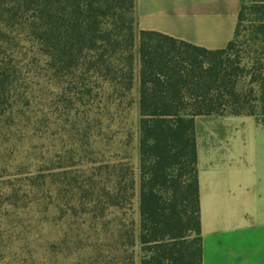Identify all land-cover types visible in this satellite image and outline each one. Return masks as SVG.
<instances>
[{
  "label": "trees",
  "instance_id": "trees-1",
  "mask_svg": "<svg viewBox=\"0 0 264 264\" xmlns=\"http://www.w3.org/2000/svg\"><path fill=\"white\" fill-rule=\"evenodd\" d=\"M211 116L264 127V0L219 51L137 0H0V264H203Z\"/></svg>",
  "mask_w": 264,
  "mask_h": 264
},
{
  "label": "crops",
  "instance_id": "crops-1",
  "mask_svg": "<svg viewBox=\"0 0 264 264\" xmlns=\"http://www.w3.org/2000/svg\"><path fill=\"white\" fill-rule=\"evenodd\" d=\"M248 0H137L141 31L209 51L232 41ZM203 264H264V127L254 117L196 119Z\"/></svg>",
  "mask_w": 264,
  "mask_h": 264
}]
</instances>
